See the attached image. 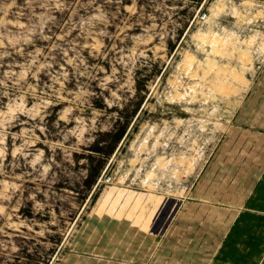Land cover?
<instances>
[{"label": "rangeland", "instance_id": "374dc122", "mask_svg": "<svg viewBox=\"0 0 264 264\" xmlns=\"http://www.w3.org/2000/svg\"><path fill=\"white\" fill-rule=\"evenodd\" d=\"M255 29L264 0H0V264H264Z\"/></svg>", "mask_w": 264, "mask_h": 264}, {"label": "bare ground", "instance_id": "6f19581e", "mask_svg": "<svg viewBox=\"0 0 264 264\" xmlns=\"http://www.w3.org/2000/svg\"><path fill=\"white\" fill-rule=\"evenodd\" d=\"M251 19V18H250ZM209 20H210V18H209ZM264 32V31H263ZM261 34V32L258 30V29H255L254 30V32L252 33V34H249V39L248 40H244V39H241L240 41H245V44L247 45V46H251V45H253V44H255V41L254 40H256L257 42H256V44H257V51H256V53H257V55L259 54V53H262L264 50V42H263V40H264V38H263V36L264 35H260ZM229 36L230 35H226V38H229ZM219 40L220 39H217L216 37H214L213 38V40L211 41L212 42V44L213 43H217V42H219ZM221 41L222 42H224L225 41V39H224V41L221 39ZM227 43H228V41H226ZM232 42V41H231ZM263 42V43H262ZM235 43V42H234ZM191 97V96H190ZM204 123V121H202V124ZM200 127H203L204 125H199ZM185 146V145H184ZM200 152V151H199ZM188 155V154H187ZM178 157V156H177ZM176 158V157H175ZM174 158V159H175ZM189 158H190V156H189ZM192 159L194 158L195 159V157H191ZM178 159H179V157H178ZM180 159H182V157L180 158ZM191 159V160H192ZM183 160V159H182ZM167 161H168V159H167ZM178 161V160H177ZM193 161V160H192ZM169 162H170V159H169ZM168 162V163H169ZM185 162V161H184ZM184 162H182V163H184ZM179 164H181V162H178V166H179V168L180 169H176L175 170V168L173 169V173H176V177H181L182 175H183V172H182V167H180V166H182V165H179ZM167 166H168V164L167 163H165V164H162V165H159V167H158V170L160 171V170H162L163 169V171H164V168H167ZM167 170V169H166ZM171 170V169H170ZM179 170H181L180 172H181V175H179L178 176V172H179ZM155 171V170H154ZM184 171V170H183ZM168 173V172H167ZM168 176H171L170 174L168 175ZM179 177V178H180ZM161 178V177H160ZM175 178V177H174ZM181 179V178H180ZM166 180V179H165ZM173 180V179H172ZM170 181V180H169ZM166 183V182H165ZM180 183V182H179Z\"/></svg>", "mask_w": 264, "mask_h": 264}, {"label": "built area", "instance_id": "2783aa9c", "mask_svg": "<svg viewBox=\"0 0 264 264\" xmlns=\"http://www.w3.org/2000/svg\"><path fill=\"white\" fill-rule=\"evenodd\" d=\"M204 14H202L200 17L203 18Z\"/></svg>", "mask_w": 264, "mask_h": 264}, {"label": "trees", "instance_id": "16d2710c", "mask_svg": "<svg viewBox=\"0 0 264 264\" xmlns=\"http://www.w3.org/2000/svg\"><path fill=\"white\" fill-rule=\"evenodd\" d=\"M90 177L92 178V177H93V175L91 174V175H90Z\"/></svg>", "mask_w": 264, "mask_h": 264}, {"label": "crops", "instance_id": "0c3cea01", "mask_svg": "<svg viewBox=\"0 0 264 264\" xmlns=\"http://www.w3.org/2000/svg\"><path fill=\"white\" fill-rule=\"evenodd\" d=\"M244 203H246V201H244ZM232 262V261H231Z\"/></svg>", "mask_w": 264, "mask_h": 264}]
</instances>
